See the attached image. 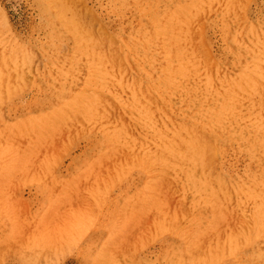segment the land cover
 <instances>
[{
  "label": "rangeland",
  "instance_id": "obj_1",
  "mask_svg": "<svg viewBox=\"0 0 264 264\" xmlns=\"http://www.w3.org/2000/svg\"><path fill=\"white\" fill-rule=\"evenodd\" d=\"M0 264H264V0H0Z\"/></svg>",
  "mask_w": 264,
  "mask_h": 264
},
{
  "label": "bare ground",
  "instance_id": "obj_2",
  "mask_svg": "<svg viewBox=\"0 0 264 264\" xmlns=\"http://www.w3.org/2000/svg\"><path fill=\"white\" fill-rule=\"evenodd\" d=\"M54 1H56V3L57 2H63L64 0H54ZM190 139V138H189ZM188 139V140H189ZM183 140V139H182ZM186 140V139H185ZM190 140H193V138L192 139H190ZM185 142V141H184ZM183 142V143H184ZM189 143V142H188ZM185 144V143H184ZM173 146V145H172ZM171 146V147H172ZM177 147V146H176ZM184 147H186V146H184L183 145V149H184ZM200 147H201V145H198V143H196V141L194 142H192V143H190V145L187 147L188 148V150L187 151H185V156H184V159L186 158V159H188V160H191L192 162H194V163H198V162H201V155H200ZM258 147V146H257ZM175 148H173V150H174ZM176 150V149H175ZM180 150V149H179ZM177 151H178V149H177ZM170 152V151H169ZM174 152V151H173ZM172 152V153H173ZM176 152V151H175ZM181 152V150L179 151V153ZM179 153H177V154H179ZM174 154V153H173ZM173 154H172V156H173ZM182 154V153H181ZM174 155H176V154H174ZM180 155V154H179ZM175 157V156H174ZM183 157V156H182ZM159 158V157H158ZM160 158H162V162H164L165 160H167L166 158H164L165 160H163V157H160ZM177 158V157H176ZM183 159V158H182ZM181 160V159H180ZM183 162V161H182ZM192 162H190V164L192 163ZM165 163V162H164ZM187 163V162H186ZM189 166V165H188ZM193 166V165H192ZM201 166H203V164L201 165ZM200 166V167H201ZM195 168H196V166H194ZM186 168V167H185ZM203 168V167H202ZM201 168V169H202ZM190 169H191V167H190ZM190 169H188V170H190ZM208 169V168H207ZM200 170V169H199ZM181 171V170H180ZM184 171V170H183ZM203 171H204V169H203ZM190 171H188V173H189ZM192 172H193V170H192ZM181 173V172H180ZM184 173H185V171H184ZM208 173H209V171L208 172H206V174L208 175ZM182 174V173H181ZM192 174V173H191ZM206 174H203V175H206ZM197 175V174H196ZM201 175V174H200ZM185 176V175H184ZM194 176V178H196V176L195 175H193ZM202 176V175H201ZM189 178V177H188ZM192 178V177H191ZM199 178H200V176H199ZM206 178V177H205ZM197 179V178H196ZM187 180V179H186ZM198 180V179H197ZM202 180V179H201ZM200 180V181H201ZM196 181V180H195ZM189 182H191V181H188V183ZM196 183V182H195ZM192 184V183H191ZM193 185V184H192ZM195 185H197V184H195ZM260 209V208H259ZM261 210V209H260ZM259 213V212H258ZM259 216H260V214H258ZM258 216V217H259ZM260 220V218L258 219V221ZM262 221H263V219H262ZM261 225V224H260ZM260 225H258V227L260 226ZM261 228V227H260ZM262 229V228H261Z\"/></svg>",
  "mask_w": 264,
  "mask_h": 264
}]
</instances>
